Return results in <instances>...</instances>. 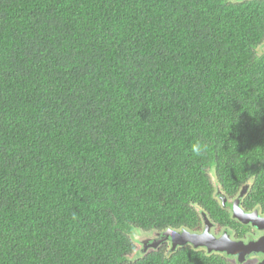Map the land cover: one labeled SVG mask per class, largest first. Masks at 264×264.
Segmentation results:
<instances>
[{"label":"trees","instance_id":"trees-1","mask_svg":"<svg viewBox=\"0 0 264 264\" xmlns=\"http://www.w3.org/2000/svg\"><path fill=\"white\" fill-rule=\"evenodd\" d=\"M263 44L264 0H0V264H224L133 237L264 211Z\"/></svg>","mask_w":264,"mask_h":264},{"label":"flooded vegetation","instance_id":"flooded-vegetation-1","mask_svg":"<svg viewBox=\"0 0 264 264\" xmlns=\"http://www.w3.org/2000/svg\"><path fill=\"white\" fill-rule=\"evenodd\" d=\"M247 188L243 187L241 191L234 197V198H229L226 196H220L218 197V202L221 204V207L226 210V212L229 214L232 220L238 221L233 217V208L234 204L238 201L239 203V208L242 209L245 213L248 214H254L257 213L260 217L264 218V211L261 209H253L251 211L246 210L242 204H243V198L245 197V194L247 193ZM204 215L208 218L207 214L202 211L201 212V217H202V230H197V231H191L189 229H181V230H175L178 233H182L184 231L191 232V233H196V234H203L206 231V222H205V217ZM211 226L209 227V232L210 234L216 236V237H223L225 234H227L231 240L235 242H242L244 244H248L251 241H258L264 236V231L259 230L256 227H251L247 225H241L244 226V233H241V230L239 227L236 226H228L226 223H218L214 221L213 219L210 220L208 218ZM240 223V222H239ZM153 237L151 239H147L144 235L143 239L144 242H142L143 248H141L140 252H142V255L145 256L151 251H155L158 249H172V241L171 237H166L164 234L165 233H159V232H154L152 233ZM159 245L156 248H153L151 245L152 243H157L159 242ZM140 243V242H139ZM139 243H135L136 246V251L138 252V246ZM170 246V247H169ZM191 245H186L185 247ZM179 247H184V246H179ZM179 247H176L179 248ZM263 250L261 252H252L249 255H244L242 260H240V257L238 255H228L227 253H215L220 255V258L224 261V264H264V246H262ZM261 248V249H262ZM196 250L198 249H203V248H194ZM208 253V252H207ZM210 254V253H208ZM142 257V256H141ZM140 258V257H138Z\"/></svg>","mask_w":264,"mask_h":264},{"label":"water","instance_id":"water-1","mask_svg":"<svg viewBox=\"0 0 264 264\" xmlns=\"http://www.w3.org/2000/svg\"><path fill=\"white\" fill-rule=\"evenodd\" d=\"M238 201L234 204L233 217L243 225L256 227L264 231V218L257 213L248 214L239 208ZM206 222V231L203 234H196L184 231L178 233L175 230H168L164 232L166 237H171L172 250L176 247L191 245L193 248H204L208 253H227L228 255H238L242 260L244 255H249L252 252H261L264 246V236L258 241H251L248 244L242 242H235L225 234L223 237H216L210 234L209 227L211 226L208 218L204 215ZM160 241L152 243V247L156 248ZM262 248V249H261Z\"/></svg>","mask_w":264,"mask_h":264},{"label":"rangeland","instance_id":"rangeland-1","mask_svg":"<svg viewBox=\"0 0 264 264\" xmlns=\"http://www.w3.org/2000/svg\"><path fill=\"white\" fill-rule=\"evenodd\" d=\"M264 53V44H263V47H260V49H259V54H263ZM152 233H154L153 231H151V232H143L142 233V235H140V236H138L137 234H135L134 233V243H139V246H138V252L137 251H135V256H134V254L132 255L133 257H135V259H137L138 257H141V256H143L142 255V252H140V250H141V248H143V245H142V242H144V240H142L143 239V237H144V235H145V237L147 238V239H151L152 237H153V234Z\"/></svg>","mask_w":264,"mask_h":264},{"label":"clouds","instance_id":"clouds-1","mask_svg":"<svg viewBox=\"0 0 264 264\" xmlns=\"http://www.w3.org/2000/svg\"><path fill=\"white\" fill-rule=\"evenodd\" d=\"M204 147L205 145L201 141L197 140L196 142L191 144L190 150L193 155L199 156L202 154Z\"/></svg>","mask_w":264,"mask_h":264}]
</instances>
